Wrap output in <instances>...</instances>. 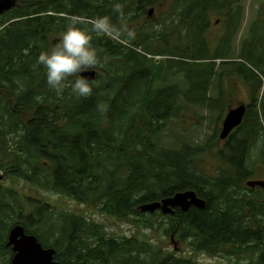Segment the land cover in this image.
<instances>
[{
  "label": "trees",
  "instance_id": "obj_1",
  "mask_svg": "<svg viewBox=\"0 0 264 264\" xmlns=\"http://www.w3.org/2000/svg\"><path fill=\"white\" fill-rule=\"evenodd\" d=\"M43 1L46 2L41 4ZM220 1L179 0L178 6L190 9V26L184 30L182 43L188 38L200 39L206 23L204 11L218 8ZM26 2V6L12 14L14 18L25 16V19L0 31V91L9 90L11 95L8 101L0 95V129L3 127L0 151L6 153V134L16 140L17 161L12 175L97 208L110 217L137 216L144 219L137 221L140 227L149 231L153 229L151 220L159 215L163 234L170 233L179 242H187L196 252L225 255L243 264H264V192L246 194L240 190L251 175L246 163L251 144L264 136V96L261 112L255 105L250 106L239 129L248 137L230 138L226 145L230 154L225 155L222 171L210 177L200 163L210 147L186 143L170 146L162 141L161 135L182 116L184 106L179 94L189 105L207 106L210 83L217 77L215 63L220 60L219 65H225L226 58L195 55L183 44H180L182 52L160 53L147 48V53L140 45L130 48L93 34V45L101 61L107 57V63L96 69L98 76L94 80L98 86L93 87L87 98H77L70 89L57 96L48 88L43 68L36 65L39 52L46 49L47 34L61 33L70 17L86 19L83 26L90 28L89 19L111 16V10L99 14L91 0L75 5L73 0ZM224 5L229 4L225 1ZM82 6L85 15L76 11V8L83 11ZM33 12L39 15L30 18ZM180 31L176 34H181ZM204 47L207 45H201ZM155 57L165 59L154 61ZM240 59L250 61L251 57ZM258 63L264 65V59ZM172 70L174 76L180 74L184 78V91L166 84ZM242 70H247L248 76L259 84L264 77L262 68H259L261 77L244 63H240L238 72ZM159 83L161 87H157ZM209 104L214 107L212 102ZM100 105L105 106L104 111L99 109ZM23 113L30 118L24 119ZM246 139L252 142L247 143ZM258 152L263 158L264 143ZM187 191L203 200L204 207H190L174 216L138 210L141 205ZM14 197V193L0 189V259L3 255L9 258L0 264H10L13 254L5 245L15 224H21L26 234L36 237L44 249H54V258L61 264H116L117 255L123 251L128 258L121 264L136 263L131 255L137 248L136 239L101 237L98 246L90 249L88 239L101 236L96 226L66 215L58 230L52 222L55 215L51 207L36 201L34 211L23 222L17 217L21 205ZM37 223L38 227L28 229ZM45 228L47 232H42ZM79 232L83 236L79 237ZM56 233L57 238L50 240L49 236ZM140 244L144 251L152 249L143 242ZM153 255L157 264H195L160 251ZM153 263L150 258L148 264Z\"/></svg>",
  "mask_w": 264,
  "mask_h": 264
},
{
  "label": "rangeland",
  "instance_id": "obj_2",
  "mask_svg": "<svg viewBox=\"0 0 264 264\" xmlns=\"http://www.w3.org/2000/svg\"><path fill=\"white\" fill-rule=\"evenodd\" d=\"M31 1L36 2L37 0H28V4H30ZM225 1L228 0H221L220 4L224 5ZM45 2L46 1H43L41 4H44ZM230 8L233 10V30H230L229 41L225 43V45L221 42L216 45L215 48L213 47L215 46L214 42L208 44L207 48H201L203 43L200 42L199 37H195L196 40H192L191 38L182 43V36L186 34L183 29H177L172 34L169 30H163L162 28L155 29L154 35L158 36L155 38L159 40H156L153 45L147 44L144 38H138L134 41L140 45V48L145 47L143 51L147 53H149L147 48L160 53H178L183 51V46L180 45L183 44L186 45L192 54L195 55L208 56L210 58H226L224 61L226 64L222 66L219 65L220 61H216L215 64L217 67L214 68V70L217 77L210 83L209 93L207 92L209 103L212 102L214 107L209 106V103L207 106L189 105L184 100L182 94H179L180 102L184 106L182 116L176 118L178 121H174L169 125L167 130L161 135L162 141L170 146H177L186 143L193 146L206 144L210 147L207 149L206 153H203L200 162L201 168L207 175H210V177H215L222 171L221 168L223 166V161L226 159L225 155L230 154L228 146L226 145L231 142V139H228L225 142L219 140L222 122L228 110L234 109L240 104H243L244 106L255 105V108L260 113L261 99L264 96V77L259 84L257 80L248 76L249 73L247 70L238 72L240 63H244L260 77L259 68H262L264 71V65L260 66L258 63L260 59H264V0H235L233 6ZM36 15L38 16L39 14L33 12L32 15H30V18L36 17ZM24 19L25 18L17 19L12 16L4 15L0 19V25L7 27V24L11 25L16 22H21ZM113 21L118 23L116 16L113 18ZM176 31H180L181 34H176L178 33ZM51 33L52 32H49L47 34L46 49L54 45L60 34V32L57 35H51ZM217 33L219 32H210L209 38L214 39ZM173 41L174 44L172 43ZM176 44L179 46H175ZM147 56L148 58L152 57L151 55ZM241 56H250L251 60H241ZM164 59L165 58L163 57H155L154 61H163ZM95 72L94 78L98 75V72ZM173 72V70L170 72L171 76L168 78L166 84L175 85L176 88H180L181 91H184V78L180 74L174 76ZM161 86L162 84L160 83L157 85V87ZM255 89H257L256 92ZM3 92L7 96L5 99L8 101L11 97L8 93L9 90ZM10 93L12 94V97L15 96L12 92ZM12 100L13 103H15L14 98H12ZM0 105H2L1 101ZM1 110L2 107L0 111ZM23 116L26 120L27 118H30V115L26 113H23ZM262 125L264 128V123H262ZM2 128L0 130H2ZM235 134V137H239L237 139L248 137L246 132L236 131ZM256 136L257 135H255L254 141H256ZM246 140L247 143L252 142L251 139ZM15 142L16 140L14 138L6 134V153L0 151V168L2 167L0 170V189L15 194L14 199L21 205V214L19 216L18 213L17 217L23 222L30 215V212L34 211L36 201L48 204L51 207V210L55 215L52 222L57 224L58 230H60L59 224H62V219L66 215L82 218L91 226H96L99 232L98 234L101 236H98L96 239H88V242L91 244L90 249H94L98 246L101 237L105 239L114 238L120 240L122 238L136 239L137 248L135 247V250L131 251V255L136 261L135 264H148L150 258L153 259V264H157V257L155 258L153 254L155 252L158 253L159 251L161 254L173 256L177 259L189 260L195 264H243V262L235 261V258L230 259L225 255H223V257L209 256L196 252L189 247L187 242L181 243L173 236V242H171V234L168 233V235L165 236L162 231V226H159V222L161 221L159 215H155L151 220L153 229L152 231H149L140 227L137 221L139 222V220L142 219L137 216L123 219L110 217L99 211L97 208L79 204L67 197L44 189L36 182H27L22 178L15 177L12 175L15 167L14 163L17 161V154H15L16 148L14 146ZM263 143L264 136L262 135V137H258V140L255 143L253 142L251 144L252 148L249 151L246 162L251 173L250 177L246 179L248 181L264 180V155H262L263 158H260L258 152L263 146ZM262 154H264V152ZM243 183H245V181ZM243 183L240 188L242 193L248 194L250 191L251 193L254 191L264 192V190L259 188L249 189L246 186V183ZM172 210L173 214H163L160 210L158 211H160L163 216H174L181 211L179 208H174ZM142 221H144V219ZM38 226V223L33 226L30 225L28 229L31 231ZM47 230L48 228H45L41 231L47 232ZM77 235L79 237L83 236L82 232H79ZM54 238H57V233L54 237L49 236L50 240ZM141 242L150 245L152 249L144 251L145 249L142 247V244H140ZM127 258L128 254L126 252H120L114 263L121 264V262L125 261ZM8 259V256L3 255L0 259V263H5ZM143 259L146 262L142 261ZM124 264L129 263L126 262Z\"/></svg>",
  "mask_w": 264,
  "mask_h": 264
},
{
  "label": "clouds",
  "instance_id": "obj_3",
  "mask_svg": "<svg viewBox=\"0 0 264 264\" xmlns=\"http://www.w3.org/2000/svg\"><path fill=\"white\" fill-rule=\"evenodd\" d=\"M111 11L119 23L114 22L110 15H98L88 20V28L79 18H68L54 45L39 52L36 65L44 69L45 82L57 96L70 89L77 98H87L92 95L93 87L98 86L96 80L83 75L95 73L102 63H107V57L101 61L98 56L93 34L125 46L136 40V30L125 20L124 5L120 0H114ZM98 107L105 110L103 105Z\"/></svg>",
  "mask_w": 264,
  "mask_h": 264
},
{
  "label": "flooded vegetation",
  "instance_id": "obj_4",
  "mask_svg": "<svg viewBox=\"0 0 264 264\" xmlns=\"http://www.w3.org/2000/svg\"><path fill=\"white\" fill-rule=\"evenodd\" d=\"M73 1L75 5L76 3L79 4L80 2L85 3L86 0ZM91 1L93 4H95L94 8L96 9V11H99V14L105 13L104 11H107L109 9L111 10L112 4L114 3V0ZM120 2L124 5V12L126 14L125 20L130 26L134 27L136 30V39L144 38L150 44L154 43L156 40H159L155 38V29L162 28L163 30H169L173 34L176 29L186 30L190 26V9L189 7L178 6L179 0H120ZM234 2L235 0H228L227 4L229 5H221L218 8H208L204 11L203 18L206 23L204 24L205 29L200 36V40L203 45H208L210 43L215 42V46L213 47L216 48V45H218L219 43H227L229 41L230 30H233V10L230 7L233 6ZM26 4V0H16L14 5L10 9L4 10L2 13H0V19L4 15L12 16L15 10L18 11V9H21L23 6H26ZM76 11L84 13L85 7H83V11L81 8H76ZM111 16L115 18L116 15L113 14L111 11ZM22 18L24 17L17 19ZM85 20L86 19H84V21ZM117 20L119 23L118 18ZM9 25L10 24H7V26ZM4 28H6V26L4 27L0 25V31H2ZM212 31H218L220 34L217 33L214 39L209 38V33ZM172 43L174 44V41ZM135 45L138 46V44L133 41L132 45L129 44L127 45V47L133 48L132 46ZM0 95L6 98L4 92L0 91ZM245 107L246 115L249 114L250 106L247 105ZM241 126L235 128L228 136V138L224 140V142L230 139L233 135H236V131H239Z\"/></svg>",
  "mask_w": 264,
  "mask_h": 264
},
{
  "label": "water",
  "instance_id": "obj_5",
  "mask_svg": "<svg viewBox=\"0 0 264 264\" xmlns=\"http://www.w3.org/2000/svg\"><path fill=\"white\" fill-rule=\"evenodd\" d=\"M16 0H0V13L10 9ZM96 73V72H95ZM95 73L86 72L83 75L95 79ZM245 106L242 104L234 109H229L219 134V140H226L231 132L242 124L245 115ZM247 187L264 189L263 181H248ZM204 201L197 197L193 191L177 193L171 198L163 199L160 202H151L138 207L142 213H154L160 210L163 214H173L174 208L182 212L188 211L190 207L203 208ZM171 242L173 239L170 238ZM175 246V244H174ZM6 248H10L13 254L10 264H61L56 261L55 250L44 249L33 235L26 234L21 225H15L8 234Z\"/></svg>",
  "mask_w": 264,
  "mask_h": 264
}]
</instances>
